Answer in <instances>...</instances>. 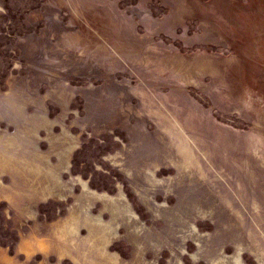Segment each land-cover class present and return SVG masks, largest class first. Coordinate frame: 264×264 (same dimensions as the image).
I'll use <instances>...</instances> for the list:
<instances>
[{
    "label": "rangeland",
    "instance_id": "rangeland-1",
    "mask_svg": "<svg viewBox=\"0 0 264 264\" xmlns=\"http://www.w3.org/2000/svg\"><path fill=\"white\" fill-rule=\"evenodd\" d=\"M72 176L121 264H264V0H0V264L92 260Z\"/></svg>",
    "mask_w": 264,
    "mask_h": 264
},
{
    "label": "bare ground",
    "instance_id": "bare-ground-1",
    "mask_svg": "<svg viewBox=\"0 0 264 264\" xmlns=\"http://www.w3.org/2000/svg\"><path fill=\"white\" fill-rule=\"evenodd\" d=\"M64 170L65 172L69 173V171H71L70 165H67ZM71 180L72 181H69V183L79 186V194H76L75 187H70L63 182V187L60 190L61 194L57 197V203L59 202V204L65 206L67 203L73 202L72 205L68 208L69 218L72 219L75 223L73 227V234H79L80 231L81 236L85 230L87 231V238L85 239L91 241L89 242L90 252L88 258H92V260H89L87 263L94 264L93 261L95 259L97 263L101 264H121L119 256L116 254L112 255L111 253L114 246V240H112L107 231V228H110V230H112L111 227L114 223V220H116L121 215L123 216L121 219H123L124 215H127L126 209H124L125 211H122L121 208H118L120 205L116 203L120 200V197H113L105 192L98 193L97 191L92 189L91 185L80 176H72ZM37 182L33 185L39 188L43 187L42 184L41 186H38L40 185V182ZM0 183L4 184L1 180ZM27 185L30 186L32 184L28 182ZM40 192L43 194V190H41ZM29 199L31 200L30 197ZM121 199L124 200L123 197ZM95 202L101 203V209H99L98 206H94ZM72 207L74 211L71 213L69 209ZM128 213H130L131 216L136 220L133 221L138 222V217L135 214H133L132 212ZM108 217L109 222H106V219H108ZM30 218L38 219L37 212L30 213ZM67 236L69 235L67 234ZM81 244H79V247H81ZM155 263L157 262L155 261ZM73 264L84 263L75 260Z\"/></svg>",
    "mask_w": 264,
    "mask_h": 264
},
{
    "label": "crops",
    "instance_id": "crops-1",
    "mask_svg": "<svg viewBox=\"0 0 264 264\" xmlns=\"http://www.w3.org/2000/svg\"><path fill=\"white\" fill-rule=\"evenodd\" d=\"M0 247H2V246H0ZM2 248H5V249H7V254L9 255V257H14L15 255H16V252H15V255L13 254H10V249H9V247H2ZM22 261H24V259L22 260Z\"/></svg>",
    "mask_w": 264,
    "mask_h": 264
}]
</instances>
